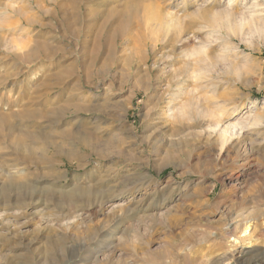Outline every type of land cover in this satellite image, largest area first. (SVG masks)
Returning <instances> with one entry per match:
<instances>
[{
	"label": "rangeland",
	"instance_id": "1",
	"mask_svg": "<svg viewBox=\"0 0 264 264\" xmlns=\"http://www.w3.org/2000/svg\"><path fill=\"white\" fill-rule=\"evenodd\" d=\"M225 262L264 264V0H0V264Z\"/></svg>",
	"mask_w": 264,
	"mask_h": 264
},
{
	"label": "bare ground",
	"instance_id": "2",
	"mask_svg": "<svg viewBox=\"0 0 264 264\" xmlns=\"http://www.w3.org/2000/svg\"><path fill=\"white\" fill-rule=\"evenodd\" d=\"M225 138H226V135L224 136ZM79 144L81 145V146H85V145H88V143H89V141H88V139H86V138H82V139H79ZM25 157L28 159V157L29 156H26L25 155ZM20 176V175H19ZM28 180V179H27ZM248 234H250V231L248 230V229H245V231H244V236L245 235H248ZM231 240H233L235 243L233 244L234 246L235 245H237L238 244V242H239V240L238 239H236L235 237L234 238H232ZM240 241H241V239H240ZM254 244H249V247L250 248H252V246H253ZM232 246V245H231ZM230 249V248H229ZM232 250V252L234 253V251L236 250V247L235 248H233V249H231ZM233 253H231V254H229V258H231V259H235V255L233 254ZM242 254L244 255V253L242 252ZM236 258H238V257H236ZM225 259H227V258H225ZM230 259V260H231ZM227 262H229V261H227ZM226 263V262H225ZM226 264H228V263H226Z\"/></svg>",
	"mask_w": 264,
	"mask_h": 264
}]
</instances>
